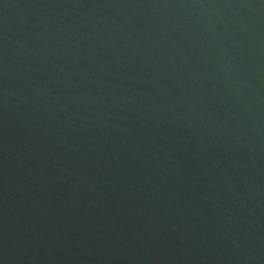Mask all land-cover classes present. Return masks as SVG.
I'll list each match as a JSON object with an SVG mask.
<instances>
[{
    "label": "water",
    "instance_id": "1",
    "mask_svg": "<svg viewBox=\"0 0 264 264\" xmlns=\"http://www.w3.org/2000/svg\"><path fill=\"white\" fill-rule=\"evenodd\" d=\"M0 264H264V0H0Z\"/></svg>",
    "mask_w": 264,
    "mask_h": 264
}]
</instances>
